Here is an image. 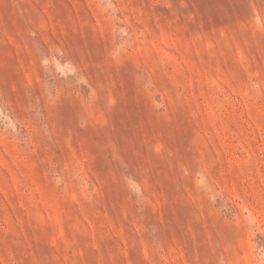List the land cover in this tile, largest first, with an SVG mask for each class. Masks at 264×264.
Here are the masks:
<instances>
[{
    "label": "rangeland",
    "instance_id": "obj_1",
    "mask_svg": "<svg viewBox=\"0 0 264 264\" xmlns=\"http://www.w3.org/2000/svg\"><path fill=\"white\" fill-rule=\"evenodd\" d=\"M0 264H264V0H0Z\"/></svg>",
    "mask_w": 264,
    "mask_h": 264
}]
</instances>
